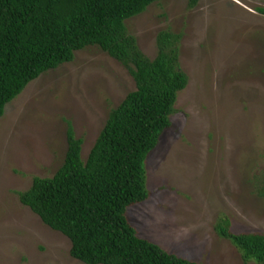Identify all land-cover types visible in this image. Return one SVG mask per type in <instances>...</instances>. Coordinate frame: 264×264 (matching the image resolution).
<instances>
[{"label": "rangeland", "instance_id": "rangeland-1", "mask_svg": "<svg viewBox=\"0 0 264 264\" xmlns=\"http://www.w3.org/2000/svg\"><path fill=\"white\" fill-rule=\"evenodd\" d=\"M264 0H159L126 21L140 48L158 54L161 30L183 34L189 76L172 126L147 162L149 198L128 209L139 235L199 264H264L219 234L264 233ZM137 87L98 46L32 81L0 117V264H86L72 242L24 205L18 192L65 160L68 122L86 160L110 111Z\"/></svg>", "mask_w": 264, "mask_h": 264}, {"label": "trees", "instance_id": "trees-1", "mask_svg": "<svg viewBox=\"0 0 264 264\" xmlns=\"http://www.w3.org/2000/svg\"><path fill=\"white\" fill-rule=\"evenodd\" d=\"M156 1L0 0V117L28 84L88 46L119 60L136 81L110 111L86 160L84 139L69 121L63 164L18 192L45 224L70 238L71 255L86 264H199L141 237L128 217L131 206L149 198L147 159L172 126L179 93L189 83L180 61L182 33L161 30L158 54L150 58L127 26ZM230 227L222 215L219 234L264 263V233L236 234Z\"/></svg>", "mask_w": 264, "mask_h": 264}]
</instances>
